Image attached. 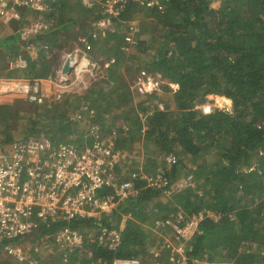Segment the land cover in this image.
<instances>
[{"label":"trees","instance_id":"1","mask_svg":"<svg viewBox=\"0 0 264 264\" xmlns=\"http://www.w3.org/2000/svg\"><path fill=\"white\" fill-rule=\"evenodd\" d=\"M46 2L49 6L46 11L30 13L50 23L46 32L30 40L37 46V56L33 59L27 56L21 49L24 42L17 30L10 31L13 26L8 27L9 33L0 36V75L29 79L48 77L53 72L52 60L60 48L57 45H60L61 36L66 32L70 34V29L77 24L83 28L86 22L85 31L79 35H88V43H112L110 49L117 57L110 56L115 58L111 67L118 61H125L118 56L128 55L130 60H136L141 66L134 80L140 71L145 70L159 73L178 84L176 90L162 86L171 99V106L165 107L164 111L153 110L147 115L146 130H142L138 114L145 108H132L133 118H126L132 126L119 128L118 136L122 140L118 145L124 147L127 141H138L144 133V137L154 144V154H146V163L156 164L157 154L164 152V157L172 152L176 154L177 162L163 168L170 183L191 174L192 184L172 190L167 195L164 188L151 187L145 180L137 179L133 182L136 193L120 201L108 215L75 217L54 221L49 226L41 225L36 231L37 237L49 236L54 249L53 255L38 263L112 264L115 258H140L141 264H154L153 254L148 250L155 235L147 226L157 218H166L181 211L186 216L204 215L199 221L198 231L186 246L189 264H198L194 260L264 264V0H220L218 6H214L213 0H158V4L152 6L129 1L122 14L114 19L116 31L96 39L89 32L92 22L100 14V7L87 9L81 7L79 1L75 6H80L85 16L74 19L65 16L66 9L72 8L67 0ZM143 6L156 16L157 33L151 35L139 31L137 42L131 45L129 52H125L121 49L124 31L121 33L120 28L133 17L131 11ZM10 24H18L19 27V22ZM143 34L146 38H138ZM77 35V32L72 34L75 38ZM119 38L121 42L118 43ZM19 57L25 60V66L17 64ZM103 79L104 84L98 85L102 82L100 80L83 92L91 101L86 107L95 108V104L103 100L108 111L111 106L123 105L121 101L127 104L132 100L131 86L128 87L123 80ZM132 89L135 90L134 87ZM217 95L230 99L232 109L213 108L204 113L197 108V105ZM18 103L10 96L0 99V147L14 140L17 125L24 117L16 110ZM54 104L43 105V108L40 105L39 109ZM57 117L59 119L54 124L57 132L50 138L60 140V137L74 134L71 128L69 131L67 128L78 122L68 118L69 123L64 124L66 117L61 114ZM38 120L36 115L32 124ZM95 122L98 123L96 118ZM99 126L103 133V127ZM85 132L68 141L78 143L84 140L87 137ZM112 134L116 136L117 132ZM180 155L194 167L180 160ZM163 157L161 164H165ZM110 191L104 188L99 194ZM207 212L215 217L207 215ZM65 227L81 232L84 238L80 245L69 246L68 259L63 262V254L59 251L62 248L54 238L55 233ZM103 227L120 230L121 240L115 248L97 242L99 230ZM9 242L14 243L15 240ZM169 252V248L162 250L157 264H167ZM2 258L0 255V264H9Z\"/></svg>","mask_w":264,"mask_h":264},{"label":"built area","instance_id":"2","mask_svg":"<svg viewBox=\"0 0 264 264\" xmlns=\"http://www.w3.org/2000/svg\"><path fill=\"white\" fill-rule=\"evenodd\" d=\"M87 9L100 7V14L92 22L89 35L93 38L115 32L114 19L118 18L127 2L134 1L141 5L152 6L158 0H79ZM49 8L45 0H0V20L5 24L19 22L18 34L29 52L36 53L37 47L30 42L38 34L46 32L50 23L40 18H30L32 11L44 12ZM23 22V25L20 23ZM124 45L121 49L129 52L135 44L139 28L136 21L124 22ZM88 35L77 36L73 46L61 52L58 66L53 76L47 78H11L0 77V96L19 93L36 104L48 100H62L71 93L85 92L97 80L101 68L105 69L115 63L114 57L92 58L84 49ZM139 38V37H138ZM46 47V46H41ZM17 64L25 66V60L19 57ZM68 64L69 71H64ZM163 85L178 88V84L165 79L159 73L140 71L133 87L139 95L145 96L160 91ZM156 107L165 110V103L158 102ZM211 104H207L204 113H209ZM87 109V107H83ZM231 110V109H230ZM90 143L82 146L76 142L52 140L46 135L29 136L12 141L0 147V245L3 250L19 261L26 259V251L11 240L29 236L41 225L51 224L57 220H70L75 217L100 218L110 214L120 201L136 193L133 182L143 179L155 188H164L165 194L172 190L192 184V175L181 176L170 183L163 168L155 173H145L142 168L132 169L126 174L121 171L122 164L110 141L101 132L96 122L87 127ZM165 165L177 162L176 154L170 152L163 157ZM109 188V193L99 192ZM207 215L214 216L211 212ZM199 215L186 216L181 211L166 218H157L153 222L156 229L169 228L177 244L173 245L167 264H189L186 246L198 231ZM83 235L77 230L63 228L55 233V242L60 248L80 245ZM121 240L117 228H100L97 242L109 248H115ZM3 241H6L2 244ZM169 241V240H168ZM160 252H154L158 261ZM206 264L207 260H194ZM112 264H141L140 258H115ZM234 264V263H229Z\"/></svg>","mask_w":264,"mask_h":264},{"label":"rangeland","instance_id":"3","mask_svg":"<svg viewBox=\"0 0 264 264\" xmlns=\"http://www.w3.org/2000/svg\"><path fill=\"white\" fill-rule=\"evenodd\" d=\"M47 1V0H45ZM68 2H70V6H72L71 9H66V14L65 16H72L74 19L75 18H84L85 15H83L82 11H81V7L78 6L76 7L75 4L77 2H79V0H67ZM214 2V3H213ZM213 4L214 6H218L220 4V0H213ZM144 7V6H143ZM97 12V11H95ZM133 12V17L130 18V20H134L136 21V25L139 28V31L142 32H146V33H150L152 34H156L157 33V19L156 16L154 14H150L148 11L145 10L144 8H139L131 11ZM30 18H42L39 16H33L31 15ZM85 23L83 24V28L85 26ZM9 24H7L8 26ZM16 27H15V26ZM89 24H86V26H88ZM13 26V27H12ZM9 28L12 27V31H18V24H10V26H8ZM80 28V25H76L73 28L70 29V34L68 32H66V34L62 35L60 38V45H57L58 47L60 46V48H58L57 50V54L55 56V58L52 60L54 66H56L57 64V60L61 54L62 51L64 50H68L69 48H71L75 42V37L72 36V34H77L79 35V33H83L85 31V29ZM125 30V24L121 26L120 28V32L123 33V31ZM77 35V36H78ZM1 36V34H0ZM144 34L139 35V38H143ZM146 38V34L145 37ZM118 43L121 42V38L117 39ZM112 43L110 42L109 44H104L101 42H94L92 43H88L87 45H85L84 49L87 51V53L94 59H99L100 63L102 62V60L104 58H109L110 56H116L115 52L113 50L110 49ZM24 49L26 50V52H29L28 49H26V46L24 47ZM25 52V51H24ZM25 52V53H26ZM27 55V53H26ZM118 55V54H117ZM143 56V55H142ZM150 56V54L148 55ZM117 57V56H116ZM119 58H122L125 61L122 62H117V64L114 67H107L105 69L101 68V71H99L98 73V77L97 80L95 81V83L99 82L100 80H102L101 83H97L98 85H102L105 83L103 78H112L115 80H118L120 78V80H123L128 87L131 86V90L133 91L131 94L132 95V100L130 102H127V104H124V101H121L120 103L123 104L121 106L118 107H110V110L106 111L105 107L107 106L106 102H104L103 100L99 101L97 104H95V108H93V106L91 107H87V109H83V107L87 106V104H91L89 99H86V93H71L68 94L64 97V100H62L59 103H56L54 105H52L51 107L47 106V108L44 109H39V105L36 103H33L27 99H25V96L19 93H13V94H5L4 96H1V98L3 97H7L10 96L12 97V101L15 102V100H17L18 103V108H16L17 111L22 112L21 116L23 114V118L19 121L18 125H17V129L16 132L14 134V140L16 139H20L23 138V136H35L36 134H42V135H46L50 138V136H55L56 131V127H55V120H58L59 117H57V115L59 116L60 114L65 116L66 118L63 120V123L65 124V122L69 123V119L71 121H77L78 123L72 126H69L67 128V130L69 131L70 128L71 130H73L74 134H68L64 137H60L62 139L57 140V141H68L70 139H74V138H78V134H80V132H83L84 134V130H86V128L89 126V124L91 122H95V118L98 121V123L101 125V128L103 129V135L107 137V139L110 141L111 145L113 146V148L115 149V153L118 155V159L120 160V163L122 164L121 166V171H123L124 174H126L128 171L132 170V169H138V168H145L143 171L145 173L147 172H151L155 169L158 168H164L166 167V165L164 163H160L164 152L163 153H159L157 154L155 157H158L156 164H152L150 162L146 163L147 160V156L148 155H153V148H154V144L150 141H148V139H146V137H144V133H141L142 138L138 141H132L129 142L127 141L126 143H124V147H121L120 145H118V142L122 140L121 136H118L119 134V128L124 127L125 126H132V122L130 120H127L126 118H133L131 116L132 114V108H145L144 111L139 112V117H140V124L142 125V130H146L148 127L145 124V120L147 115H150L152 113L153 110H158L156 107V104L158 102H164L167 104L166 107L171 106V99L168 95V93L165 91L164 88H162L158 93L153 92L152 94H150L151 96L148 97H140L138 96V92L137 94H135L134 92H136L135 90L132 89L133 87V82H134V77L139 69V64L136 62V60H130L128 58V55H120L118 56ZM143 58V57H141ZM145 60V59H143ZM58 66V65H57ZM57 69V68H56ZM54 70V68H53ZM55 71V70H54ZM133 81V82H132ZM96 84V87L98 86ZM105 87H107L106 85H103ZM108 88V87H107ZM130 90V91H131ZM227 101V103H226ZM211 104L212 108H220V109H224V110H230L232 109V101L228 98H226L225 96L222 95H217L214 96L213 99L211 100H206L205 102H203L202 104L197 105V108L201 109L203 112H205V107L207 104ZM93 105V104H92ZM130 106V107H129ZM44 107V106H43ZM42 107V108H43ZM135 111V109H133ZM146 113V114H145ZM38 115L39 120L36 122V124H32V119H35V116ZM93 117V118H92ZM117 132L116 136H114L112 134V132ZM77 132V133H75ZM134 137L135 135L132 134ZM131 136V135H130ZM2 137V135H1ZM144 137V138H143ZM133 139V138H130ZM13 140V141H14ZM126 140H129V137H126ZM160 148V147H159ZM161 149V148H160ZM161 150H165V149H161ZM147 154V156H146ZM166 154V153H165ZM183 160V162L186 165L189 166H193L192 163H190L187 158L183 157V155H180V160ZM194 167V166H193ZM169 195V194H168ZM154 222V221H153ZM148 230L153 233V235H155V240L154 241H150V248L148 250V253L150 254L151 250L153 248H155V246H159V247H163L165 246L166 248H171L173 247V245L177 244V241L175 239V237L173 236V232L169 229V228H164L162 230H158L157 231H153L154 228L153 224L148 225L147 226ZM155 233V234H154ZM36 235V231L33 233ZM33 234L31 235L32 237ZM37 236V235H36ZM91 237V234H90ZM42 239L45 240V242L49 245L50 244L53 246L52 244V239L49 236L46 237H41ZM160 238L162 239H166V243H161ZM40 239V238H39ZM169 240V241H168ZM21 245H26V248L28 249V246H31V242H26V238H24L23 240H21L20 242L17 243ZM159 245H156L158 244ZM39 247V246H38ZM37 247V248H38ZM54 249V248H53ZM33 252L30 250V254H32ZM53 251H49V256L53 255L52 254ZM1 254V253H0ZM4 256V255H2ZM35 256L31 255L30 256V262H26L24 264H39L35 261ZM46 258L43 259V261H45ZM56 262V260H55ZM53 262H48L45 264H52ZM202 264V263H201ZM206 264H229V262H207Z\"/></svg>","mask_w":264,"mask_h":264},{"label":"crops","instance_id":"4","mask_svg":"<svg viewBox=\"0 0 264 264\" xmlns=\"http://www.w3.org/2000/svg\"><path fill=\"white\" fill-rule=\"evenodd\" d=\"M8 28V26H7V24H5V23H3L1 20H0V34L3 36L6 32L7 33H9V30L10 29H7ZM11 28V27H10ZM10 31H12V30H10ZM142 37V36H141ZM35 47H37L36 45H35ZM21 49L22 50H24L25 52H26V50L24 49V47H23V44H22V47H21ZM23 51V52H24ZM24 52V53H25ZM27 53V56H29V57H31V59H33V58H35L36 56H37V49H36V53H34V52H26ZM57 65H58V60H57V64H56V66H53V68H54V70H56V68H57ZM53 70V72L55 73V71ZM52 72V74L51 75H49V76H53L54 75V73ZM48 76V77H49ZM0 77H11V78H17V77H15V76H3V75H0ZM44 78H47V77H44ZM35 79H37V78H35ZM25 99H27L26 97H25ZM62 100H64V98L62 99ZM62 100H58V101H54V100H48V102H44V104H38L39 106L41 105V107L43 106V105H50L51 103H59V102H61ZM34 103V102H33ZM71 119V118H70ZM84 131H86L87 132V128H86V130H84ZM85 132V134H86V136H87V133ZM79 144H81L82 146H84V145H86V144H89L90 143V139L89 138H87V137H84V140L82 139L80 142H78ZM4 146V145H3ZM121 223H123V221H121ZM120 226H122V225H120ZM34 233V232H33ZM32 233V234H33ZM32 234H30L29 236H26V237H24V238H26V242H31V246H28L29 248L27 249L26 248V245H21V243L19 244L20 246H22L23 248H24V250L26 251V259L25 260H23V261H19L17 258H15V257H13V256H11V255H8L4 250H3V245H0V255H4L3 256V258H2V260L4 261V262H6V261H9V264H24V263H26V262H30V256L31 255H34L36 258H35V261L38 263V262H41V261H43V259L44 258H48L49 257V251H53V246L50 244V247H49V245L45 242V240L44 239H42V238H38L37 236H34L35 234H33V236L34 237H32L31 235ZM24 238H21V239H19V240H17V241H15L14 243H18V242H20L21 240H23ZM160 241H161V243H166V239H162V238H160ZM156 245H159V243L158 244H156ZM39 246V247H38ZM38 247V248H37ZM169 248V247H168ZM63 249V248H62ZM62 249H59V251H61L62 252V254H63V262H66L67 261V255H68V253H70V251L69 252H67V250H69V247L66 249V250H62ZM164 249H166V247L165 246H163L162 248L161 247H159V246H155V248H153L152 250H151V252H150V254L152 253L153 255V258H154V252L155 251H159L160 252V254H162V250H164ZM30 250L33 252L32 254H30ZM72 250V249H71ZM169 250H170V248H169ZM169 254V253H168ZM168 254H167V257H168ZM161 256V255H160ZM159 262V260L158 261H156V259L154 258V261H152V263H154V264H157ZM64 264H66V263H64Z\"/></svg>","mask_w":264,"mask_h":264},{"label":"water","instance_id":"5","mask_svg":"<svg viewBox=\"0 0 264 264\" xmlns=\"http://www.w3.org/2000/svg\"><path fill=\"white\" fill-rule=\"evenodd\" d=\"M70 70V67L68 66V64H66L65 66H64V71H69Z\"/></svg>","mask_w":264,"mask_h":264},{"label":"clouds","instance_id":"6","mask_svg":"<svg viewBox=\"0 0 264 264\" xmlns=\"http://www.w3.org/2000/svg\"><path fill=\"white\" fill-rule=\"evenodd\" d=\"M226 103H227V101H226Z\"/></svg>","mask_w":264,"mask_h":264}]
</instances>
